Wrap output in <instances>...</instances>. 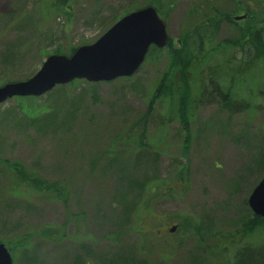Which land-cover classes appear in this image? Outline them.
<instances>
[{
	"label": "rangeland",
	"instance_id": "374dc122",
	"mask_svg": "<svg viewBox=\"0 0 264 264\" xmlns=\"http://www.w3.org/2000/svg\"><path fill=\"white\" fill-rule=\"evenodd\" d=\"M150 1L70 0L68 14H62L48 11V0H0V86L31 78L55 51L96 42ZM163 1L171 6L165 21L176 47L184 32L212 15L206 5L204 13L194 10L202 0ZM212 2L232 11L227 0ZM252 4L260 13L258 2ZM232 18L239 26L250 21L264 27L263 14L242 11ZM236 36L223 23L216 42ZM9 49L15 55L5 60ZM166 53L159 62L145 61L130 77L83 80L65 85L59 95L35 102L17 97L0 105V240L9 244L13 264H26L25 254L35 264H109L116 256L113 264H234L237 248L264 246V230L248 237L243 223L253 216L248 199L264 176V165L260 172L254 169L264 153V98L248 105L243 95L248 84L256 89L254 78H262L264 68L249 75L247 70L241 89L232 87L239 96L233 112L219 102L195 108L192 101L195 110L185 131L172 109L177 100L162 98L139 129L136 120L147 112L168 69ZM55 110L56 117L40 126ZM14 164L35 179L58 183L63 195L20 180ZM141 179L158 181L160 190L136 201V192H127ZM128 206L133 208L126 215ZM190 223L201 225L204 242L184 235ZM174 225L180 232L170 233ZM45 229L53 230L54 239L42 235ZM23 238L29 240L26 248L19 245Z\"/></svg>",
	"mask_w": 264,
	"mask_h": 264
},
{
	"label": "trees",
	"instance_id": "16d2710c",
	"mask_svg": "<svg viewBox=\"0 0 264 264\" xmlns=\"http://www.w3.org/2000/svg\"><path fill=\"white\" fill-rule=\"evenodd\" d=\"M48 1L50 2L48 11H52V7L54 10H57L62 14H68L66 3L68 4L70 0ZM207 2H212V0H207ZM207 2L204 0L200 1L198 7L194 10L198 13H204L205 10L203 9V6L206 5L209 7L212 15H207L205 19H202V21L193 25L191 29L184 32L177 47L173 46V42L170 38L165 48L159 49L155 46L150 48L146 61L152 60L159 62L163 59V53L167 52L165 56L168 60V69L162 76L161 81L155 90V94L148 105L147 112L136 120L138 123L136 124L139 129H141L144 125L146 126V121L149 118L155 101L162 98L177 100L176 107H172V109L178 114V119L183 125L185 131L188 130V124L190 123L189 118L192 101L196 105L195 108L199 107L200 104L205 101L209 103L219 102L223 109L233 112L238 109L234 100L235 97L239 98V96L235 95L238 93L233 92L232 87L235 85L237 89H241L240 84L243 83L242 78L247 70L249 75L250 72L256 68H264V27L251 24L250 21L245 26H239L232 18L235 12L242 11L247 16H259L260 14L264 15V0H227V4L232 9L231 12L226 9H219L213 2L210 4ZM255 2H258L257 5L260 13L253 12L255 7L251 9V7H253L252 3ZM148 5L154 6L163 19H166L167 17L166 9L168 10L171 8L170 4L164 3L163 0H151ZM223 23H227L234 28L237 36L233 40L226 39L217 43L216 37L219 32V27ZM74 50L75 48H71L68 53H64L59 50L54 53L70 55ZM236 53H240L241 55V58H238V60ZM228 54H230V56H228ZM14 55V50L9 49V51L6 52L4 59L8 60ZM214 67H216V69H214ZM216 70L220 72L217 74ZM219 81H223L224 85H222ZM254 81H257L256 89H250L248 84V92L246 94L243 93L245 94L243 95L244 98L248 101V105L252 101H256V99L264 98V75L259 80L254 78ZM76 82H83V80H75L71 84ZM64 88L65 86H59L48 95H51L50 97H52V94L59 95V90ZM57 98H60V96H57ZM17 99H29L33 102L37 100L36 97H18ZM79 104L80 102L78 101L73 102L72 105H70V107L72 106V112H70V115L77 109ZM57 114L58 112L55 110L52 114L47 116L46 120L45 118H42V121L44 122L40 126H47V119ZM70 115L69 117H71ZM36 118L32 119L35 120ZM127 137L132 138L130 137V132H128ZM143 137L144 135H142L140 140H138L139 145L143 144ZM124 138L125 137H122V140H124ZM254 163V169L260 172L261 167L264 165V153L260 155V158L256 159ZM12 167L17 178L23 180L24 182H31L33 187L35 186V189L54 193L57 194V196L63 195V188L58 185V183L49 184L45 181L42 182L35 179L32 177V174L26 172L19 164H14ZM182 173L184 172L182 171ZM180 180L186 185L185 181L187 180L185 177ZM135 182L138 183L137 188H128L127 193L136 192V201L138 199L142 200L147 191L152 194V192H155L157 189L160 190V188L157 187L159 183L158 181L141 179L134 181V183ZM182 192H185V187ZM169 193L172 195L173 193L175 194L173 191H169ZM132 208L133 206H128L126 208V215L131 213ZM142 209L150 210V208L144 206ZM243 221L246 226V233L248 237L254 236L257 232L264 230V219L262 217L253 214L252 218L249 220L245 218ZM189 227L192 228V230H190V232L186 231V234L184 235L188 237H196L200 240V242H204L205 238L201 235V225L197 223H190ZM180 230L181 229L178 226L176 232H180ZM52 231L53 230L45 229L42 231V235L44 237L48 236V238L54 239ZM20 241V247L26 248L29 241L28 238H23ZM0 242L4 241L0 240ZM4 243L9 247L7 242ZM234 243L235 242H233L232 247L235 245ZM235 254L234 264H264V246H244L242 248H237ZM117 257L120 256L113 258L109 264H113V261ZM24 258L26 264H35L34 256L25 254Z\"/></svg>",
	"mask_w": 264,
	"mask_h": 264
},
{
	"label": "water",
	"instance_id": "95a60500",
	"mask_svg": "<svg viewBox=\"0 0 264 264\" xmlns=\"http://www.w3.org/2000/svg\"><path fill=\"white\" fill-rule=\"evenodd\" d=\"M242 17H236L241 19ZM167 22L157 9L146 7L127 13L96 42L71 55L51 54L29 79L0 86V104L14 97H41L74 80L110 82L133 76L145 62L151 46L163 49L169 42ZM248 205L264 219V176L253 189ZM176 227L171 228L175 232ZM0 264H13L10 250L0 242Z\"/></svg>",
	"mask_w": 264,
	"mask_h": 264
}]
</instances>
